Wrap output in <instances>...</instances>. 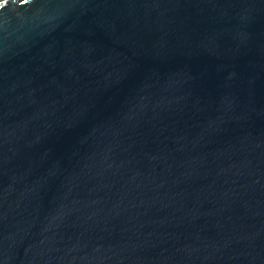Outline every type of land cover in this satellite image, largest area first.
<instances>
[{
    "label": "water",
    "instance_id": "obj_1",
    "mask_svg": "<svg viewBox=\"0 0 264 264\" xmlns=\"http://www.w3.org/2000/svg\"><path fill=\"white\" fill-rule=\"evenodd\" d=\"M0 264H264V0L0 2Z\"/></svg>",
    "mask_w": 264,
    "mask_h": 264
},
{
    "label": "built area",
    "instance_id": "obj_2",
    "mask_svg": "<svg viewBox=\"0 0 264 264\" xmlns=\"http://www.w3.org/2000/svg\"><path fill=\"white\" fill-rule=\"evenodd\" d=\"M2 1H4V0H0V2H2Z\"/></svg>",
    "mask_w": 264,
    "mask_h": 264
}]
</instances>
